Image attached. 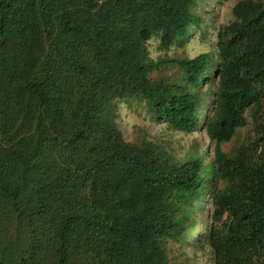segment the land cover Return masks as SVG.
I'll use <instances>...</instances> for the list:
<instances>
[{"label": "trees", "instance_id": "trees-1", "mask_svg": "<svg viewBox=\"0 0 264 264\" xmlns=\"http://www.w3.org/2000/svg\"><path fill=\"white\" fill-rule=\"evenodd\" d=\"M199 1L0 0V264H171L209 175L227 185L195 245L205 239L213 264H264V0L232 7L215 57L149 59L152 38L182 46ZM169 64L182 84L150 78ZM208 95V162L126 142L115 123L117 102L135 100L190 132ZM247 110L255 137L227 156Z\"/></svg>", "mask_w": 264, "mask_h": 264}, {"label": "rangeland", "instance_id": "rangeland-1", "mask_svg": "<svg viewBox=\"0 0 264 264\" xmlns=\"http://www.w3.org/2000/svg\"><path fill=\"white\" fill-rule=\"evenodd\" d=\"M240 0H200L195 8L196 14L200 17L201 23L190 28L188 37L183 41L182 46H172L168 51L160 50L159 41L152 38L147 42L148 58L154 61L159 59H193L202 53H211L215 57L217 48V34L222 26L233 21L232 7ZM151 79H162L166 83L179 85L183 83V72L175 65L163 66L160 71L150 74ZM216 83L204 84L201 92L210 91L214 93ZM213 95V94H212ZM208 95L202 104V114L196 130L190 132L174 131L162 120H152L148 114L144 102L135 100L117 102L115 123L126 142H137L143 138L164 147L175 159L186 160L192 153H203V159L208 162L213 156V146L204 131L207 118L213 112V97ZM250 110L244 113L246 124L236 128L234 135L229 142L221 145V151L231 156L241 144H247L255 137L254 124L250 118ZM227 183L214 180L208 176L207 190L204 197L199 201L204 207L202 213L191 217L194 222V230L189 233V243L176 245L170 243L171 264H213L212 254L203 239L202 246H196L192 237L196 233L204 234L202 230V218L209 213L210 195L212 190L226 187ZM198 221V222H197Z\"/></svg>", "mask_w": 264, "mask_h": 264}, {"label": "water", "instance_id": "water-1", "mask_svg": "<svg viewBox=\"0 0 264 264\" xmlns=\"http://www.w3.org/2000/svg\"><path fill=\"white\" fill-rule=\"evenodd\" d=\"M223 124V123H222Z\"/></svg>", "mask_w": 264, "mask_h": 264}]
</instances>
